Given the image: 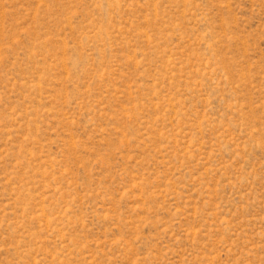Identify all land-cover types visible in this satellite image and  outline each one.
I'll return each instance as SVG.
<instances>
[{
  "label": "rangeland",
  "instance_id": "1",
  "mask_svg": "<svg viewBox=\"0 0 264 264\" xmlns=\"http://www.w3.org/2000/svg\"><path fill=\"white\" fill-rule=\"evenodd\" d=\"M0 264H264V0H0Z\"/></svg>",
  "mask_w": 264,
  "mask_h": 264
}]
</instances>
